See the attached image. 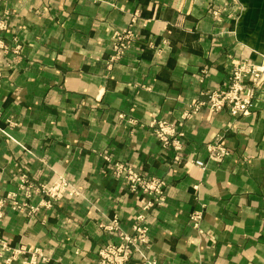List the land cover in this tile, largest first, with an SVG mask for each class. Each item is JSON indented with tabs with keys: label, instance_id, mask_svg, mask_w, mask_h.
<instances>
[{
	"label": "crops",
	"instance_id": "1",
	"mask_svg": "<svg viewBox=\"0 0 264 264\" xmlns=\"http://www.w3.org/2000/svg\"><path fill=\"white\" fill-rule=\"evenodd\" d=\"M133 17L137 37L109 65ZM244 60L264 63V0H0V193H18L21 174L76 191L32 215L6 205L0 264L32 250L37 264H99L98 250L138 224L157 264H264V86L247 115L185 116ZM154 120L172 123L179 151L162 146ZM216 143L220 160L207 149ZM116 163L161 181L159 204Z\"/></svg>",
	"mask_w": 264,
	"mask_h": 264
},
{
	"label": "built area",
	"instance_id": "2",
	"mask_svg": "<svg viewBox=\"0 0 264 264\" xmlns=\"http://www.w3.org/2000/svg\"><path fill=\"white\" fill-rule=\"evenodd\" d=\"M214 14L217 15L216 12ZM135 22L136 17H133L126 30L115 32L112 38V55L109 65L121 60L130 49L132 42L137 37L133 31ZM263 86L264 63H255L249 60L238 62L233 65L230 71L227 85L223 89L207 92L205 94L206 100L191 105L190 111L185 116L195 115L202 110H206L209 114L227 111L232 117L247 115L256 91ZM150 127H152L154 135L164 148H173L176 151L181 149L179 133L171 122L154 120L151 122ZM207 149L216 160H220L227 155V151L221 143L210 144ZM103 159L109 161L110 157L104 155ZM175 159L178 160L179 157L175 156ZM192 163L201 169L205 168V164L201 160L197 159ZM113 168L116 176L128 182L131 191L153 196V201L159 204L163 194V183L161 181L138 174L128 164L116 163ZM75 194L76 191L71 183L63 177L58 178L52 184H34L29 181L26 174H21L18 179V193H8L5 196L0 193V218L6 205H9L12 210L18 213L32 215L40 208H50L53 202L61 200L65 195L73 196ZM34 196L41 198L37 204H31V199ZM150 206H152V203L148 202L144 208L147 209ZM137 219L138 221L142 220V216H138ZM200 220L201 212L195 211L191 214L190 221L194 228L199 229ZM102 227L109 232H116L119 229L116 218H113L108 224L102 225ZM116 236L118 242L106 243L98 250L99 264H126L133 254H138L147 264H157L156 261L149 259L146 255L149 245L146 227L138 224L133 227L132 234L118 232ZM0 243L2 247H5L4 242L0 241ZM22 250L23 248H20L16 252L21 253ZM28 251L31 252V250ZM32 251L30 257L23 260L21 264H37L44 259L37 254L36 250ZM9 261L10 259H7L6 263Z\"/></svg>",
	"mask_w": 264,
	"mask_h": 264
}]
</instances>
